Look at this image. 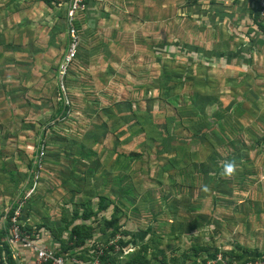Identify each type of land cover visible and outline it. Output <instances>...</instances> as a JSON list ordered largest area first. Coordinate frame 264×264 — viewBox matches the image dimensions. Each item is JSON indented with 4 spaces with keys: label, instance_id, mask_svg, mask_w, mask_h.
Wrapping results in <instances>:
<instances>
[{
    "label": "rangeland",
    "instance_id": "obj_1",
    "mask_svg": "<svg viewBox=\"0 0 264 264\" xmlns=\"http://www.w3.org/2000/svg\"><path fill=\"white\" fill-rule=\"evenodd\" d=\"M234 2L218 20L93 0L70 22L0 0V226L23 203L72 247L67 223L102 203L73 249L105 263L264 264V31Z\"/></svg>",
    "mask_w": 264,
    "mask_h": 264
},
{
    "label": "built area",
    "instance_id": "obj_2",
    "mask_svg": "<svg viewBox=\"0 0 264 264\" xmlns=\"http://www.w3.org/2000/svg\"><path fill=\"white\" fill-rule=\"evenodd\" d=\"M231 1L249 3L251 8L259 11V19L264 24V0ZM51 4L56 7H65L70 22L75 19L77 13L88 8V0H51ZM75 45L67 51L62 66L64 70L76 55ZM2 226L6 230L0 237L2 249L0 264H103L101 257L104 251L102 249H99L95 255H89L85 251L75 249L63 250L61 245L51 244L42 239L35 231L26 229L23 222V203H19L14 208L7 223L2 224ZM5 244L11 250L13 262L9 259L7 249L4 247Z\"/></svg>",
    "mask_w": 264,
    "mask_h": 264
},
{
    "label": "trees",
    "instance_id": "obj_3",
    "mask_svg": "<svg viewBox=\"0 0 264 264\" xmlns=\"http://www.w3.org/2000/svg\"><path fill=\"white\" fill-rule=\"evenodd\" d=\"M46 3L51 4V0H46ZM253 14L255 16V19L259 18V11L258 10H253ZM260 27L262 28V30L264 31V24L262 22H260ZM101 200H104L103 197H101ZM108 207L106 205H103L102 203L99 205V209L97 211H90L89 213H75V215L73 216L72 220L70 222L67 223V227L70 228L71 232H70V239H76V242L74 243L75 245H73L72 247L70 245H64L61 247L63 248V250H69V249H73V247L79 246L81 247L82 245H86L88 244V240L90 239V235L89 232L87 231V220L91 217V216H96L100 211H105L107 210ZM12 213V212H11ZM119 223V218L117 216H112L110 219H105L104 221V228L106 231H112L114 229L115 226H117ZM5 228L2 226H0V237L2 236V234L5 232ZM4 247L7 249L8 252V256L11 262H13V258H12V253L11 250L9 248V246H7V244L4 245ZM111 248H113V246H111ZM1 247H0V253H1ZM102 259V263L105 264V260L106 258H104L103 256L101 257ZM141 257L136 256L133 259L130 260L129 264H141ZM220 264H222L220 262Z\"/></svg>",
    "mask_w": 264,
    "mask_h": 264
},
{
    "label": "crops",
    "instance_id": "obj_4",
    "mask_svg": "<svg viewBox=\"0 0 264 264\" xmlns=\"http://www.w3.org/2000/svg\"><path fill=\"white\" fill-rule=\"evenodd\" d=\"M89 2V0H88ZM93 0H90L89 4H92ZM206 3V5H203ZM236 2L231 0H167V5L171 4L175 7L176 4L180 7L179 9H182L186 14H189V16L194 15H211L213 11L216 13V18H221L224 15H226V12L228 10H238L241 9L242 5L241 3H238L240 5H236ZM234 11V10H233ZM222 19V18H221ZM219 20V19H218Z\"/></svg>",
    "mask_w": 264,
    "mask_h": 264
}]
</instances>
